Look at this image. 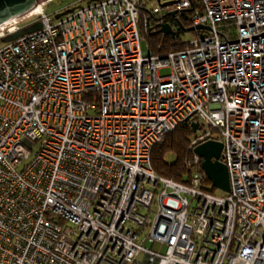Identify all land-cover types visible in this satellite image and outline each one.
<instances>
[{
	"label": "built area",
	"instance_id": "1",
	"mask_svg": "<svg viewBox=\"0 0 264 264\" xmlns=\"http://www.w3.org/2000/svg\"><path fill=\"white\" fill-rule=\"evenodd\" d=\"M50 1L0 25V43L41 25L0 47V264H264V0H97L59 19ZM143 10L207 29L153 55ZM185 123L179 183L151 154ZM207 141L222 196L194 153Z\"/></svg>",
	"mask_w": 264,
	"mask_h": 264
},
{
	"label": "trees",
	"instance_id": "2",
	"mask_svg": "<svg viewBox=\"0 0 264 264\" xmlns=\"http://www.w3.org/2000/svg\"><path fill=\"white\" fill-rule=\"evenodd\" d=\"M192 3L194 9L200 8L198 0H193ZM191 15L192 13L189 12L183 13L177 21L181 27L178 28V25L173 23L174 20L169 16H158L149 13L147 10L141 12L139 30L153 55H164L187 47L188 44L181 39L180 34L183 33V30L190 29ZM160 22L171 25L175 33L174 36L161 35L159 27H157ZM192 134L193 131L189 124H182L168 134L161 144L153 148L151 162L153 170L158 176L179 183L185 182L188 172L184 168V160L190 156L189 142ZM168 150H171L176 155V161L173 164H167L164 161V155Z\"/></svg>",
	"mask_w": 264,
	"mask_h": 264
},
{
	"label": "water",
	"instance_id": "3",
	"mask_svg": "<svg viewBox=\"0 0 264 264\" xmlns=\"http://www.w3.org/2000/svg\"><path fill=\"white\" fill-rule=\"evenodd\" d=\"M47 0H0V25L11 18L21 16L27 13L32 9L36 4L45 2ZM97 1V0H93ZM165 5H162L164 7ZM73 9L66 10L62 13L56 15V19L66 16L69 13H72ZM175 12L167 13L165 16L171 18L175 17ZM178 25V23L176 22ZM41 25L35 23L29 27H26L17 33H14L3 39V43L12 42L19 37H22L26 34L32 33L39 30ZM159 33L163 36H174L172 26L169 24H158ZM178 28H181L178 25ZM197 29H207L202 26L193 27L190 29H185L183 32H193ZM198 129V124L195 123L192 125L193 133ZM222 152V144L215 141H207L200 144L194 149V153L202 159L201 169L206 175L207 179L210 181L212 186L224 193L229 192V179L226 167L219 162V158Z\"/></svg>",
	"mask_w": 264,
	"mask_h": 264
},
{
	"label": "rangeland",
	"instance_id": "4",
	"mask_svg": "<svg viewBox=\"0 0 264 264\" xmlns=\"http://www.w3.org/2000/svg\"><path fill=\"white\" fill-rule=\"evenodd\" d=\"M92 1L93 0H53L52 2H49L43 6V12L45 14H48V15H55V14L62 13L64 11H66L67 9L87 5V3H90ZM149 7H150V9H152V4H150ZM165 12H166V10H163V13H165ZM140 35L142 36V33H140ZM180 37L184 42L189 43L195 38V34H194V32H186V33L183 32L182 34H180ZM4 44L5 43H3V42L0 43V47L3 46ZM141 48L143 51L146 50V40L145 39L141 41ZM167 73H168L167 70L161 71V75H164ZM198 132H200V131L198 130ZM195 135H196V132H194L191 135L190 139H193L195 137ZM164 161L167 164H173L176 161L175 153L172 152L171 150H168L164 155ZM209 185H211V184H209ZM214 194L222 196V195H224V192L217 190V189H214ZM167 205L169 207L175 208L177 206V202L170 199V200H168ZM145 247L148 249L153 248L156 251H160L162 249L159 245L152 244L151 240L146 241Z\"/></svg>",
	"mask_w": 264,
	"mask_h": 264
},
{
	"label": "flooded vegetation",
	"instance_id": "5",
	"mask_svg": "<svg viewBox=\"0 0 264 264\" xmlns=\"http://www.w3.org/2000/svg\"><path fill=\"white\" fill-rule=\"evenodd\" d=\"M174 23V22H173Z\"/></svg>",
	"mask_w": 264,
	"mask_h": 264
}]
</instances>
